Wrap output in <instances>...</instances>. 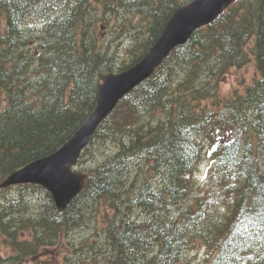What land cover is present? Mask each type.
<instances>
[{
  "label": "trees",
  "instance_id": "16d2710c",
  "mask_svg": "<svg viewBox=\"0 0 264 264\" xmlns=\"http://www.w3.org/2000/svg\"><path fill=\"white\" fill-rule=\"evenodd\" d=\"M187 1L0 0V182L63 145L103 76L139 61ZM103 14L120 20L111 35L132 41L125 51L101 45ZM251 54L260 77L244 94L221 97L220 81ZM214 97L215 110L201 105ZM205 157L217 190L210 197L195 193ZM77 163L87 168L85 186L62 212L41 185L0 188L15 192L0 196V234L14 249L0 264H25L100 209L103 240L63 264H174L198 242L203 261L188 264H264V0H238L175 48L120 100ZM26 229L31 240L21 237Z\"/></svg>",
  "mask_w": 264,
  "mask_h": 264
},
{
  "label": "water",
  "instance_id": "95a60500",
  "mask_svg": "<svg viewBox=\"0 0 264 264\" xmlns=\"http://www.w3.org/2000/svg\"><path fill=\"white\" fill-rule=\"evenodd\" d=\"M237 0H192L179 6L168 19L158 39L136 64L121 72H109L99 86L98 97L72 137L49 155L38 158L9 174L0 184L7 187L36 183L49 190L61 211L82 190L86 174L73 166L100 124L117 103L148 79L174 48L185 44L200 27L210 24Z\"/></svg>",
  "mask_w": 264,
  "mask_h": 264
},
{
  "label": "rangeland",
  "instance_id": "374dc122",
  "mask_svg": "<svg viewBox=\"0 0 264 264\" xmlns=\"http://www.w3.org/2000/svg\"><path fill=\"white\" fill-rule=\"evenodd\" d=\"M94 2L97 3L96 1ZM101 17L102 19L97 22V34L101 38V45L110 43L113 49L119 46L121 48L119 49L120 51H125V49H122L121 44L131 45L132 41H130L129 38L124 35H111V31L116 27V23H118L120 20H118L116 15H108V20L104 14L101 15ZM134 20L141 24L143 17L140 14H136L134 16ZM147 30H145L141 39L146 36ZM253 44L254 41L252 40L248 46V50ZM120 63L124 64L125 61H121ZM259 77L260 73L256 65L255 56L251 54V61L248 64L242 67L232 68L220 81V96L223 98H228L235 95L244 94L248 86ZM215 100V97L207 98L202 100L201 105L207 109L215 110ZM85 164L90 166V163ZM78 168L84 170L87 169L86 167H82L80 164L78 165ZM145 168L148 170L147 166H145ZM208 169L209 159L205 157L201 163L199 173H197V180L195 181V193L203 197H210L214 191H217L211 180L207 177ZM135 173L136 169H133L131 176H136L134 175ZM140 174L144 175V170H140ZM14 193V190L7 189L5 192L0 193V196L6 195L7 197V195H12ZM40 197L41 196L39 195L33 198V201L35 202L34 205H32L33 209H35L34 206H37V204L40 203ZM30 199L31 198L29 197V200ZM216 205L218 206V204ZM105 226L106 216L104 211L100 209L97 211L92 221L90 223L88 222L87 225L70 230H64L62 233H60L55 242L40 246L39 252L35 256H26L25 264H63L67 261L69 256L77 255L87 258L91 253L90 245L97 247L103 240V229ZM21 231L22 238L31 240L33 237V231L31 229ZM83 243L85 246L81 247ZM205 251V245L202 242H198L194 249L187 252L181 260L174 264H188V262L192 260L202 262L205 256ZM0 254L6 258H10L14 254V249L9 237H6L2 234H0ZM81 263L83 264V262ZM88 264H93V259L89 261Z\"/></svg>",
  "mask_w": 264,
  "mask_h": 264
}]
</instances>
